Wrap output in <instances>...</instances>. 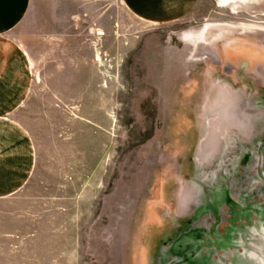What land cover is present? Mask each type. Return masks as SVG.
<instances>
[{
	"label": "rangeland",
	"instance_id": "rangeland-1",
	"mask_svg": "<svg viewBox=\"0 0 264 264\" xmlns=\"http://www.w3.org/2000/svg\"><path fill=\"white\" fill-rule=\"evenodd\" d=\"M262 12L196 0L154 23L122 0H33L11 36L46 41L11 117L34 163L0 198V264H264V58L219 43L264 46ZM208 28L211 57L190 40Z\"/></svg>",
	"mask_w": 264,
	"mask_h": 264
},
{
	"label": "crops",
	"instance_id": "crops-1",
	"mask_svg": "<svg viewBox=\"0 0 264 264\" xmlns=\"http://www.w3.org/2000/svg\"><path fill=\"white\" fill-rule=\"evenodd\" d=\"M137 17L154 23L178 19L191 10L196 0H122ZM33 0H0V198L20 189L28 180L34 163L33 144L27 129L11 117L28 101L33 73L38 71L40 58L35 54L36 46L46 39L31 36L29 31L21 37L11 36L29 17ZM25 30V29H24ZM234 37V38H233ZM229 42L220 41L222 47L231 48L238 60H247L249 68L264 53H253L249 45L255 40L233 36ZM218 59L233 60L219 50ZM219 52V53H218ZM220 55V57H219Z\"/></svg>",
	"mask_w": 264,
	"mask_h": 264
},
{
	"label": "bare ground",
	"instance_id": "bare-ground-1",
	"mask_svg": "<svg viewBox=\"0 0 264 264\" xmlns=\"http://www.w3.org/2000/svg\"><path fill=\"white\" fill-rule=\"evenodd\" d=\"M220 2H221L222 7H226V8L231 9V11L233 13H238V12L243 11V12H246L248 14H255V13L259 12L260 10L261 11L263 10V12L260 14L264 15V0H220ZM259 8H260V10H258ZM209 30L210 29L208 28L203 33H201L200 36L198 35L199 38H196L197 36L190 38V40H193L195 42V45L197 47L196 53L199 54V53H202L203 51H205V52H203V56H206V57H209V56L211 57L213 55V53L211 52V50L209 48V43H210V41H212L214 38L217 37V36H213V35L210 36L211 32H209ZM102 32H98V34H103ZM245 33H247V32H245ZM260 35H262V34H260ZM195 39H197V40H195ZM200 47H202V49H204V50H199ZM249 47L252 49H255V50H257V49L261 50V48H260L261 46L259 47L258 44L255 45L254 43H252ZM220 52L222 53L223 51H220ZM227 53H228V51H227ZM100 55L101 54H99V52L96 53L97 60L102 61V58ZM216 59H218V58H216Z\"/></svg>",
	"mask_w": 264,
	"mask_h": 264
}]
</instances>
